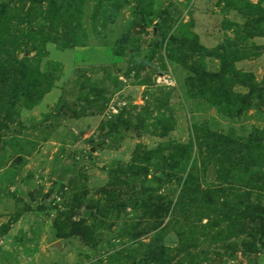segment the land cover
Masks as SVG:
<instances>
[{
	"label": "rangeland",
	"instance_id": "obj_1",
	"mask_svg": "<svg viewBox=\"0 0 264 264\" xmlns=\"http://www.w3.org/2000/svg\"><path fill=\"white\" fill-rule=\"evenodd\" d=\"M0 264H264V0H0Z\"/></svg>",
	"mask_w": 264,
	"mask_h": 264
}]
</instances>
